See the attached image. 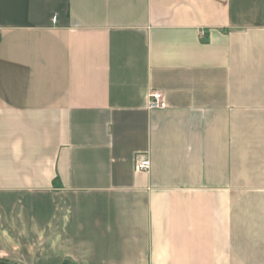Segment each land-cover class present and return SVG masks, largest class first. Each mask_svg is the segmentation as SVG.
<instances>
[{
    "label": "crops",
    "instance_id": "crops-1",
    "mask_svg": "<svg viewBox=\"0 0 264 264\" xmlns=\"http://www.w3.org/2000/svg\"><path fill=\"white\" fill-rule=\"evenodd\" d=\"M0 263L264 264V0H0Z\"/></svg>",
    "mask_w": 264,
    "mask_h": 264
},
{
    "label": "built area",
    "instance_id": "built-area-1",
    "mask_svg": "<svg viewBox=\"0 0 264 264\" xmlns=\"http://www.w3.org/2000/svg\"><path fill=\"white\" fill-rule=\"evenodd\" d=\"M146 107L148 110H162L167 108V103L163 94L152 90L147 95ZM150 162L145 154H137L134 159V169L136 172H147Z\"/></svg>",
    "mask_w": 264,
    "mask_h": 264
},
{
    "label": "trees",
    "instance_id": "trees-1",
    "mask_svg": "<svg viewBox=\"0 0 264 264\" xmlns=\"http://www.w3.org/2000/svg\"><path fill=\"white\" fill-rule=\"evenodd\" d=\"M0 264H2V263H0Z\"/></svg>",
    "mask_w": 264,
    "mask_h": 264
}]
</instances>
